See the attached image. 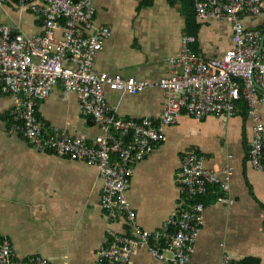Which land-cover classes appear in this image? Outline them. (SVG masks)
I'll list each match as a JSON object with an SVG mask.
<instances>
[{"label":"crops","instance_id":"obj_1","mask_svg":"<svg viewBox=\"0 0 264 264\" xmlns=\"http://www.w3.org/2000/svg\"><path fill=\"white\" fill-rule=\"evenodd\" d=\"M34 4L39 11L21 9L16 0L0 3V27L9 25L28 37L43 34V0ZM92 4L96 25L110 30L95 57L96 71L154 83L137 94L106 87V101L118 118L160 117L167 95L158 83L174 73L171 59L184 50V36L196 37L189 47L199 59L220 57L236 44L229 23L197 17L195 0ZM244 22L264 30V15ZM62 37L63 30H57L56 38ZM11 105L9 96L0 95V239L11 241L19 259L41 256L50 264H108L97 259L96 251L109 245L112 231L130 234L133 227L102 208L97 167L38 150L12 132ZM256 109L264 121V102ZM37 113L46 132L57 127L89 142L104 132L81 108L76 93L61 83L38 105ZM253 126V117L241 104L232 116L211 114L197 120L183 114L177 123L163 126L164 139L137 163L127 191L136 225L151 232L174 231L171 222L186 201L177 182L182 157L196 150L205 156L206 168L222 172L230 164L233 173L229 185H215L203 196L205 210L190 264H221L226 253L238 264H264V169L255 167L248 153ZM261 160L264 163V153ZM128 264L165 263L148 248L136 247Z\"/></svg>","mask_w":264,"mask_h":264},{"label":"built area","instance_id":"obj_2","mask_svg":"<svg viewBox=\"0 0 264 264\" xmlns=\"http://www.w3.org/2000/svg\"><path fill=\"white\" fill-rule=\"evenodd\" d=\"M7 1L10 0L0 3ZM34 2L16 0L19 8L30 6L37 12L40 9ZM194 7L202 21L229 23L235 47L220 57L199 59L189 47L196 37L184 36V50L171 59L174 73L158 83L167 100L162 114L155 119L118 118L107 103L106 87L137 94L154 83L96 71L95 57L110 30L96 25L92 0H43L41 35L28 37L9 25L0 27V95L12 99L11 131L38 150L94 164L103 183L102 208L111 218L123 217L133 227L130 234L110 233L109 245L96 251L100 262L128 264L136 247H146L165 264H190L205 210L203 196L215 185H229L233 167L228 164L217 172L206 168L205 156L198 151L183 155L177 182L186 201L177 219L171 222L174 231L141 229L127 197L137 163L164 139L163 126L177 123L183 114L197 120L211 114L232 116L238 102L246 101L254 119V138L248 153L252 164L264 169V121L256 112L258 103L264 102V30L248 27L244 22L248 17L264 15V0H195ZM59 29L63 30V37L58 40ZM59 83L76 93L81 108L104 131L92 141L57 127L44 130L38 105ZM165 252L171 256H165ZM0 264L50 263L41 256L19 259L11 241L0 239ZM221 264L238 263L226 253Z\"/></svg>","mask_w":264,"mask_h":264},{"label":"trees","instance_id":"obj_3","mask_svg":"<svg viewBox=\"0 0 264 264\" xmlns=\"http://www.w3.org/2000/svg\"><path fill=\"white\" fill-rule=\"evenodd\" d=\"M240 104H241V107H244L245 109L248 110V106H247L246 101H244V100H240V101L238 102V105H240ZM263 153H264V151H263ZM263 161H264V160H263Z\"/></svg>","mask_w":264,"mask_h":264},{"label":"rangeland","instance_id":"obj_4","mask_svg":"<svg viewBox=\"0 0 264 264\" xmlns=\"http://www.w3.org/2000/svg\"><path fill=\"white\" fill-rule=\"evenodd\" d=\"M69 159H71V158H69ZM72 160H75V159H72ZM81 161H83V160H81ZM97 259H98V257H97Z\"/></svg>","mask_w":264,"mask_h":264}]
</instances>
